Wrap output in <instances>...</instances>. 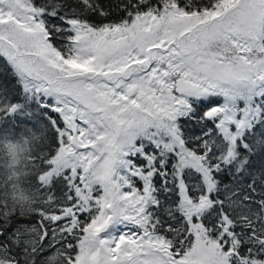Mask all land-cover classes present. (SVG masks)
Segmentation results:
<instances>
[{"label":"snow or ice","instance_id":"6c2138e0","mask_svg":"<svg viewBox=\"0 0 264 264\" xmlns=\"http://www.w3.org/2000/svg\"><path fill=\"white\" fill-rule=\"evenodd\" d=\"M20 128L0 264H264V0H0Z\"/></svg>","mask_w":264,"mask_h":264},{"label":"clouds","instance_id":"9594fccd","mask_svg":"<svg viewBox=\"0 0 264 264\" xmlns=\"http://www.w3.org/2000/svg\"><path fill=\"white\" fill-rule=\"evenodd\" d=\"M40 147L41 142H32L30 134L23 130L14 138H0V181L7 182L8 177L16 173L13 177L14 181L18 182L21 188H26L30 181L25 167L29 160V153Z\"/></svg>","mask_w":264,"mask_h":264},{"label":"trees","instance_id":"16d2710c","mask_svg":"<svg viewBox=\"0 0 264 264\" xmlns=\"http://www.w3.org/2000/svg\"><path fill=\"white\" fill-rule=\"evenodd\" d=\"M23 128L17 129V133L21 132Z\"/></svg>","mask_w":264,"mask_h":264}]
</instances>
